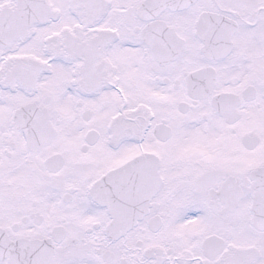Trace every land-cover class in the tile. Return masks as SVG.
I'll return each instance as SVG.
<instances>
[{"label": "snow or ice", "instance_id": "obj_1", "mask_svg": "<svg viewBox=\"0 0 264 264\" xmlns=\"http://www.w3.org/2000/svg\"><path fill=\"white\" fill-rule=\"evenodd\" d=\"M0 264H264V0H0Z\"/></svg>", "mask_w": 264, "mask_h": 264}]
</instances>
